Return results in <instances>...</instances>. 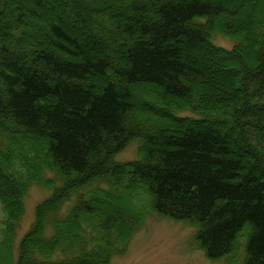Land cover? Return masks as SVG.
<instances>
[{
	"label": "trees",
	"instance_id": "16d2710c",
	"mask_svg": "<svg viewBox=\"0 0 264 264\" xmlns=\"http://www.w3.org/2000/svg\"><path fill=\"white\" fill-rule=\"evenodd\" d=\"M263 7L0 0V264H111L141 224L122 200L141 190L154 212L197 225L210 259L244 232L243 264H264ZM140 85L151 100L135 102ZM135 138L140 157L117 161ZM47 181L16 245L24 196Z\"/></svg>",
	"mask_w": 264,
	"mask_h": 264
},
{
	"label": "rangeland",
	"instance_id": "374dc122",
	"mask_svg": "<svg viewBox=\"0 0 264 264\" xmlns=\"http://www.w3.org/2000/svg\"><path fill=\"white\" fill-rule=\"evenodd\" d=\"M262 11L261 13L264 15ZM212 39L217 45L228 49L235 45L232 37L220 31L214 32ZM148 91L150 89L145 86L134 87L132 89L133 94L139 96L135 98V102H140L138 98L151 100L147 94ZM180 114L195 116L191 110L183 111ZM140 143V139L131 140L116 155V160L123 163L139 158ZM42 173L46 178L45 180L54 177L52 170L46 167H43ZM58 181L62 183L60 179ZM52 190L53 186L50 181L45 184L35 182L29 187L24 196L25 211L17 229L16 245L34 221L37 205L49 197ZM135 192L130 196H125L122 200V206L129 212H140L142 215L141 224L133 232L127 250L115 254L111 259V264H243L246 243L244 232L239 235L234 250L229 255L218 260H212L197 242V225L186 220L159 215L153 211L151 199L147 192L143 190ZM73 203L74 200L66 202L63 207L64 211H67ZM4 216L0 201V239L3 237Z\"/></svg>",
	"mask_w": 264,
	"mask_h": 264
}]
</instances>
